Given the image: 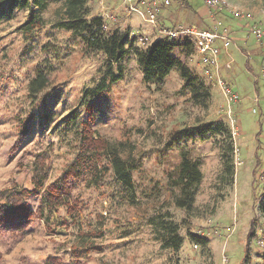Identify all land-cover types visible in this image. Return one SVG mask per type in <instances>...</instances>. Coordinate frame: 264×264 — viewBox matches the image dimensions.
<instances>
[{
	"label": "rangeland",
	"instance_id": "obj_1",
	"mask_svg": "<svg viewBox=\"0 0 264 264\" xmlns=\"http://www.w3.org/2000/svg\"><path fill=\"white\" fill-rule=\"evenodd\" d=\"M151 2L90 0L89 7L91 17H102L108 30L120 31L141 49L158 40L162 29L204 28L222 21L233 42L221 57L219 79L205 72L195 51L189 56L175 52L209 90L207 108L196 104L191 89H184L177 70L161 89L148 86L135 56H130L124 80L94 101L92 127L122 152L133 153L138 164L133 173L135 204L112 170L100 187L91 185L90 175L71 180L72 195L80 204L79 222L73 223L62 208L51 230L37 220L23 239L3 235L0 264H44L50 256L65 264H264V44L250 35L254 26L264 29V0H221L218 14L204 0H184L186 5L171 0L155 25L146 19ZM56 8L50 7L46 24L28 37L20 30L28 11H16L10 20L0 18V191L33 189V170L42 154L49 156L44 190L62 175L80 147L79 127H64L65 119L76 115L87 120L84 92L102 78L104 57L86 54L80 38L55 26ZM233 11L241 17L232 16ZM40 65L50 67V86L33 100L29 82ZM226 88L238 97L227 95ZM208 124H223L232 133L233 170L223 158L229 143L224 135L193 132ZM23 125L27 132H22ZM182 151L198 160L203 172L190 212L175 207V192L169 187V174L179 165ZM41 199L32 195L29 208L35 212ZM163 216L180 228L184 244L178 252L156 240L151 221ZM86 235L90 245L102 250L77 262L71 247Z\"/></svg>",
	"mask_w": 264,
	"mask_h": 264
},
{
	"label": "trees",
	"instance_id": "obj_2",
	"mask_svg": "<svg viewBox=\"0 0 264 264\" xmlns=\"http://www.w3.org/2000/svg\"><path fill=\"white\" fill-rule=\"evenodd\" d=\"M176 1L186 5L184 0ZM1 2L0 18L10 20L14 12L28 11L26 21L20 28L26 37L31 36L46 24L44 14L49 11L52 5H56L57 8L53 14L55 26L80 38L86 54L102 55L104 70L96 87L84 92L85 103L82 106L88 113L87 120L83 121L79 119V116L72 115L67 117L64 122V127L71 124L79 127L80 147L75 160L54 183L44 190L49 156L42 154L38 156L36 168L33 170V189L11 188L0 191V238L3 235H9L12 238L23 239L32 223L37 220L43 221L45 226L51 230L53 218L62 208L66 209L72 222L77 224L81 218L80 204L75 201L76 199L72 195L70 182L71 180H85L89 175L91 176L89 181L91 185L100 187L104 175L112 170L116 181L123 186L124 192L130 194L132 203L135 204L137 187L133 180V173L138 169L137 161L133 158V153L122 152L120 147L97 136L92 127L95 120L94 101L113 85L124 80L127 73L125 61L133 55L143 74V80L148 86L161 89L171 72L177 70L184 81V89H191L192 99L196 104L207 108L210 99L209 90L197 81L187 65L175 56L178 49L186 54L194 52L192 43L188 40L167 42L158 39L146 49L135 47L134 42L129 44L126 36L120 31L108 30L102 17H91L90 0H2ZM189 6L194 13L198 14L199 8ZM8 11L10 14L6 15ZM221 51L220 62L223 53L228 50L221 46ZM35 72L34 78L29 82V97L33 100L49 88L52 75L50 67L41 65ZM22 129V132L28 131L26 125H23ZM196 131L201 136L206 134L224 135L229 143L227 153L223 154V158L227 163V169L233 170L235 149L232 133L227 127L223 124L218 126L208 124L196 130L193 129V132ZM172 147L173 145L170 146V148ZM124 154L127 155L124 156ZM180 158L177 168L169 174V187L175 192L173 199L175 207L190 212L195 205L197 192L203 182V172L200 162L193 159L188 151H182ZM104 161H107V165L102 166ZM32 195L42 196L40 206L35 212L29 208L27 202ZM262 212L264 215V203ZM151 224L157 230L156 240L162 244L164 249L178 252L182 248L184 240L180 235L178 225L166 216L161 219L160 217L153 219ZM95 234L94 236H100L101 233ZM83 237L85 239H81L79 245L71 247V255L77 262L89 259L93 252L102 250L90 245L88 235ZM196 242L205 243L199 238H196ZM1 258L0 253V262ZM44 264H65V262L58 256H50Z\"/></svg>",
	"mask_w": 264,
	"mask_h": 264
},
{
	"label": "built area",
	"instance_id": "obj_3",
	"mask_svg": "<svg viewBox=\"0 0 264 264\" xmlns=\"http://www.w3.org/2000/svg\"><path fill=\"white\" fill-rule=\"evenodd\" d=\"M130 1V0H129ZM171 0H152L151 9L146 15V19L150 24H156L158 14L163 8L170 6ZM206 8L211 12H219L223 7L221 0H204ZM232 16L240 18V13L231 12ZM213 18V17H212ZM230 28H228L220 20L212 22L210 27H198L196 25L183 26L179 25L171 29H162L159 31L160 40L167 42H184L186 40L190 41L193 45L195 53L198 55L200 61L202 62L205 72L207 74L215 75L219 79L220 73V55L221 46L225 49L230 48L233 39L231 38ZM250 35H252L256 40L264 44V29L257 26L252 27L250 30ZM215 73V74H214ZM227 95L234 94L236 98L238 95L234 93L231 89L225 90ZM255 111V110H254Z\"/></svg>",
	"mask_w": 264,
	"mask_h": 264
},
{
	"label": "crops",
	"instance_id": "obj_4",
	"mask_svg": "<svg viewBox=\"0 0 264 264\" xmlns=\"http://www.w3.org/2000/svg\"><path fill=\"white\" fill-rule=\"evenodd\" d=\"M198 15H202V14H201V11H200V12H198Z\"/></svg>",
	"mask_w": 264,
	"mask_h": 264
}]
</instances>
